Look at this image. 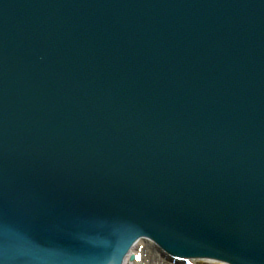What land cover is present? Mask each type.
Masks as SVG:
<instances>
[{"label": "water", "instance_id": "obj_1", "mask_svg": "<svg viewBox=\"0 0 264 264\" xmlns=\"http://www.w3.org/2000/svg\"><path fill=\"white\" fill-rule=\"evenodd\" d=\"M264 264V0H0V264Z\"/></svg>", "mask_w": 264, "mask_h": 264}, {"label": "bare ground", "instance_id": "obj_2", "mask_svg": "<svg viewBox=\"0 0 264 264\" xmlns=\"http://www.w3.org/2000/svg\"><path fill=\"white\" fill-rule=\"evenodd\" d=\"M145 249L148 250L147 251L148 255L158 254V252H159L153 243H151L148 240L140 239L139 241L136 242L134 248L129 250L128 254L123 259L122 264H146L147 262L145 261L146 258H144V253H145V257H146L147 252L145 251ZM131 259L134 260V262H131L130 261ZM202 260L208 261V262H213L214 264H222V263H218L215 261H210L208 259H201L200 261H202ZM155 261H157V262L159 261V259L156 257V255H155ZM194 263H195V261H194Z\"/></svg>", "mask_w": 264, "mask_h": 264}, {"label": "rangeland", "instance_id": "obj_3", "mask_svg": "<svg viewBox=\"0 0 264 264\" xmlns=\"http://www.w3.org/2000/svg\"><path fill=\"white\" fill-rule=\"evenodd\" d=\"M145 251L147 252L148 250L145 249ZM144 251V252H145ZM144 258H146V264H168L166 263L165 261H163L162 259H159V261H155V254H152V255H148V252H147V255L145 257V253H144ZM131 262H134V260H132ZM214 264L213 262H208V261H200V260H195V263L193 262V264Z\"/></svg>", "mask_w": 264, "mask_h": 264}]
</instances>
